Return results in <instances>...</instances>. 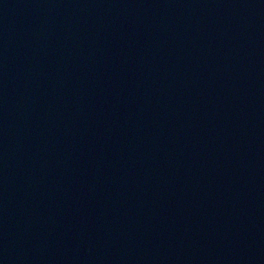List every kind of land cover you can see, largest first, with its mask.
<instances>
[{
    "label": "water",
    "instance_id": "95a60500",
    "mask_svg": "<svg viewBox=\"0 0 264 264\" xmlns=\"http://www.w3.org/2000/svg\"><path fill=\"white\" fill-rule=\"evenodd\" d=\"M0 264H264V0H0Z\"/></svg>",
    "mask_w": 264,
    "mask_h": 264
}]
</instances>
